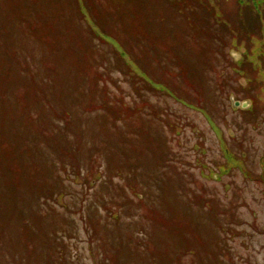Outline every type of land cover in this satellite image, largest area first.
Segmentation results:
<instances>
[{"label":"rangeland","instance_id":"rangeland-1","mask_svg":"<svg viewBox=\"0 0 264 264\" xmlns=\"http://www.w3.org/2000/svg\"><path fill=\"white\" fill-rule=\"evenodd\" d=\"M1 231L0 264H264V0H0Z\"/></svg>","mask_w":264,"mask_h":264},{"label":"flooded vegetation","instance_id":"flooded-vegetation-1","mask_svg":"<svg viewBox=\"0 0 264 264\" xmlns=\"http://www.w3.org/2000/svg\"><path fill=\"white\" fill-rule=\"evenodd\" d=\"M245 111H254V108L252 107V106H250L248 109H246ZM259 115H260V113H259Z\"/></svg>","mask_w":264,"mask_h":264},{"label":"trees","instance_id":"trees-1","mask_svg":"<svg viewBox=\"0 0 264 264\" xmlns=\"http://www.w3.org/2000/svg\"><path fill=\"white\" fill-rule=\"evenodd\" d=\"M29 182V181H28ZM0 236L1 237H4L5 235L3 234V232L1 231V233H0Z\"/></svg>","mask_w":264,"mask_h":264},{"label":"water","instance_id":"water-1","mask_svg":"<svg viewBox=\"0 0 264 264\" xmlns=\"http://www.w3.org/2000/svg\"><path fill=\"white\" fill-rule=\"evenodd\" d=\"M235 106L238 107L239 106V103H236Z\"/></svg>","mask_w":264,"mask_h":264}]
</instances>
